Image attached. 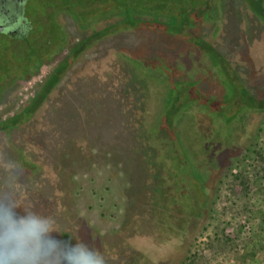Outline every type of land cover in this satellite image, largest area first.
Here are the masks:
<instances>
[{
  "label": "rangeland",
  "instance_id": "1",
  "mask_svg": "<svg viewBox=\"0 0 264 264\" xmlns=\"http://www.w3.org/2000/svg\"><path fill=\"white\" fill-rule=\"evenodd\" d=\"M241 2L224 0L222 10L236 11ZM236 21L226 23L214 45L242 77L245 89L262 100L264 20L258 21L259 40L242 20ZM141 37L147 48L157 51L156 35ZM138 40L137 35L136 48ZM96 48L80 72H74L77 78L52 88L29 120L0 127V154L25 168L21 205L53 217L62 234L54 233L58 239L80 238L100 250L108 264H176L182 251L185 264H264V249L252 247L264 221V129H258L262 111L246 110L225 126L197 107L183 110L170 104L166 111L174 115L169 121L164 109L168 85L175 90L192 75H213L210 65L203 62L200 67L198 56L192 61L188 54H174L178 65L158 62L159 76L137 49L136 57L116 53L111 64H101ZM171 55L168 52L167 59ZM201 55L209 59L206 52ZM149 74L168 82L153 83ZM192 79L205 94L223 92L218 78ZM23 87L28 96L38 88L36 83ZM20 93L19 87L11 89L0 107L10 110L16 101L25 102ZM108 172L114 182L123 183L117 193L113 185L108 192L102 189ZM226 172V180L218 185ZM93 175L96 196L116 193L114 201L123 194L128 198L130 218L115 232H95L74 215V182L88 189ZM216 187L213 210L207 214L204 203ZM104 206L101 203L100 210H123ZM96 222L108 224L102 218Z\"/></svg>",
  "mask_w": 264,
  "mask_h": 264
},
{
  "label": "flooded vegetation",
  "instance_id": "2",
  "mask_svg": "<svg viewBox=\"0 0 264 264\" xmlns=\"http://www.w3.org/2000/svg\"><path fill=\"white\" fill-rule=\"evenodd\" d=\"M222 3L224 0H0V105L16 87L27 99L23 103L16 101L10 110L0 107V117L6 119L25 110L40 87L52 79L60 85L77 78L74 72H80L96 47L101 64L105 60L111 64L116 53L136 57L137 49L160 76L158 62L178 65L175 55L183 53L192 61L198 56L200 67L209 64L214 71L213 75H192L184 80L242 78L225 60L229 77L209 52L215 48L214 39L231 20H242L259 40L258 21L264 20V0H242L239 9L232 12L223 11ZM36 6H41L42 12ZM236 24L243 31L241 23ZM142 35H156L157 51L146 47ZM168 52L172 54L170 59ZM146 76L153 83L168 82L167 78ZM30 83H36L38 88L28 96L23 86Z\"/></svg>",
  "mask_w": 264,
  "mask_h": 264
},
{
  "label": "trees",
  "instance_id": "3",
  "mask_svg": "<svg viewBox=\"0 0 264 264\" xmlns=\"http://www.w3.org/2000/svg\"><path fill=\"white\" fill-rule=\"evenodd\" d=\"M209 52V51H208ZM210 56H213L217 62L222 64L223 69L227 73V75L230 77V73H228V70L226 69V61L223 58V56L217 51L216 48H212L210 50ZM209 56V57H210ZM228 66V65H227ZM233 77V76H232ZM218 78L220 81V84L223 88V92H219V94H205L202 92V90L199 87V83L197 80L194 79H187L180 81V87H176V89H172L170 85H168V91H167V97L164 103V109H165V116L168 117L169 121H171L173 113H170L169 111H166V108L170 106V104H174L175 108H180L183 110H188L191 107H197L203 114H206L211 120L219 119L221 124L223 123L225 126H230V124L233 123L234 120L238 118L244 111H262L263 113V120L261 124L259 125L258 129L263 130L264 129V99L259 100L260 97L252 95L250 92H248L245 89L244 84L241 82L240 78ZM55 79H52L51 82L48 84L41 86L39 89L38 95L29 102L27 106L24 107L25 110L20 111L17 113V115L8 117L0 122V127L3 128H13L15 126H18L19 124L24 123L25 121L29 120L34 112L40 107L46 96L49 94V92L52 90V88L55 87ZM183 85H187V88L185 89ZM218 93V92H217ZM185 94H188V99H182ZM233 97V100H231ZM234 101V103H232ZM219 102L217 104H213ZM222 106L223 108H230L228 112H225L223 109L213 108L214 106ZM27 115V117H24ZM164 114H162V117ZM175 122H173L174 125ZM174 127V126H173ZM173 130V128H172ZM256 136L251 141V145L248 147V151L244 156H247L249 152L251 151V147L254 146ZM115 176V174H114ZM228 176V172L221 175L218 185L220 182L226 180V177ZM90 182H87L89 184V188L86 189L84 187V183L81 184L79 180H75L74 182V195L72 198V205L74 209V215L80 219H83L87 222V227L95 232L98 233H112L115 232L121 225L126 224V221L130 218V212L129 209L127 210L126 206L128 199L125 194H123L122 198L114 201L113 198H116L115 196L117 191L120 190L121 185H123L122 182L116 181L114 182L113 176L108 172V176L105 178L102 189L105 191H110V189L113 187L115 188L113 192L114 194H107V195H97V190L93 186L96 182V176L93 175ZM111 183V184H110ZM217 183V182H216ZM111 187V188H110ZM87 192L86 195H84V192ZM218 187H216V190H212V194L209 200H207L206 203H204V211H206L207 214L212 212L213 210V203H214V197L217 193ZM97 197V199H96ZM127 198V199H126ZM116 200V199H115ZM101 203H104L105 206H108V208L114 206V209L117 207L123 208L119 213L114 212L112 209H101ZM108 204V205H107ZM201 205L202 203L199 202ZM104 208H107L105 207ZM90 215L92 218H90ZM102 218L104 222H107L108 224L97 226V219ZM224 242V240H221ZM259 246L264 249V221L262 223V230L259 232V235L257 239L254 240L252 243V247ZM184 255L180 257L175 263L176 264H185L187 260L186 251H182ZM169 254V253H168ZM249 264H257L256 262H250Z\"/></svg>",
  "mask_w": 264,
  "mask_h": 264
},
{
  "label": "clouds",
  "instance_id": "4",
  "mask_svg": "<svg viewBox=\"0 0 264 264\" xmlns=\"http://www.w3.org/2000/svg\"><path fill=\"white\" fill-rule=\"evenodd\" d=\"M21 177L25 168L0 154V264H108L80 238L58 239L53 217L22 206Z\"/></svg>",
  "mask_w": 264,
  "mask_h": 264
}]
</instances>
